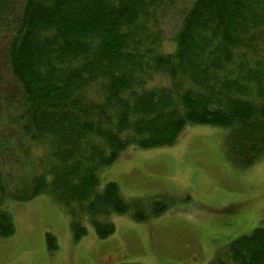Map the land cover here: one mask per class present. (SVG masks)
Returning <instances> with one entry per match:
<instances>
[{"label": "trees", "instance_id": "16d2710c", "mask_svg": "<svg viewBox=\"0 0 264 264\" xmlns=\"http://www.w3.org/2000/svg\"><path fill=\"white\" fill-rule=\"evenodd\" d=\"M187 126L223 130L241 170L264 161V0H0V238L16 233L7 201L51 198L77 242L86 218L106 240L114 214L163 215L169 196L127 201L99 171ZM210 264H264V229Z\"/></svg>", "mask_w": 264, "mask_h": 264}, {"label": "rangeland", "instance_id": "374dc122", "mask_svg": "<svg viewBox=\"0 0 264 264\" xmlns=\"http://www.w3.org/2000/svg\"><path fill=\"white\" fill-rule=\"evenodd\" d=\"M177 21L169 26L168 40ZM171 48L169 41L165 49ZM224 133L211 126H187L173 146L131 147L99 171L100 188L116 183L127 201L170 197L169 209L145 222L130 213L112 215L116 233L106 240L98 239L86 218L88 234L75 241L70 216L49 197L5 202L16 233L0 238V264H210L231 242L264 229V161L248 170L233 166ZM234 199L249 202L240 217H232L236 227L225 233L221 222L230 217L223 206ZM49 233L56 239L55 251L48 249Z\"/></svg>", "mask_w": 264, "mask_h": 264}, {"label": "flooded vegetation", "instance_id": "af4514ba", "mask_svg": "<svg viewBox=\"0 0 264 264\" xmlns=\"http://www.w3.org/2000/svg\"><path fill=\"white\" fill-rule=\"evenodd\" d=\"M247 206V202L245 200H238L235 202H230L228 205H225V208L223 209V211L225 213H230L229 217H238L240 216L241 212H243V210L245 209V207ZM232 220V218H231ZM226 223H231L230 219L226 221Z\"/></svg>", "mask_w": 264, "mask_h": 264}]
</instances>
